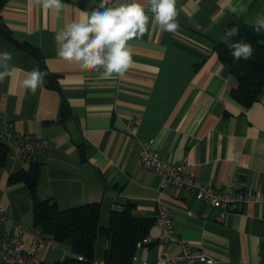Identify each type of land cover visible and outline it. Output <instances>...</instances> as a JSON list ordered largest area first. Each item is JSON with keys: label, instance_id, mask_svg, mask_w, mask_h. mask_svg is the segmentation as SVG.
Returning a JSON list of instances; mask_svg holds the SVG:
<instances>
[{"label": "crops", "instance_id": "1", "mask_svg": "<svg viewBox=\"0 0 264 264\" xmlns=\"http://www.w3.org/2000/svg\"><path fill=\"white\" fill-rule=\"evenodd\" d=\"M98 1L62 0L58 15L33 0H7L1 10L14 40L40 53L59 86L58 91L43 84L34 94L19 88L18 79L40 69V61L0 36V51L11 52L9 63L22 70L0 83V131L52 143L35 162L36 198L61 210L99 203L103 228L113 212L128 207L133 218L149 222L152 236L158 234L155 215L161 202L175 234L216 264H264V201L245 203L221 219L193 192L162 188L163 178L143 168L138 156L141 143L150 142L161 159L183 165L205 184L219 187L234 180L240 189L264 194V89L248 108L232 99L237 80L214 51L216 44L228 43L227 25H250L264 13V0H244L249 7L242 16L228 12L226 0H177L175 34L162 31L149 13L144 36L129 41L133 63L123 77L109 79L102 78L103 69L82 71L56 54L55 33L74 20L86 21L85 13ZM138 2L148 11L146 0ZM29 168L9 156L0 163V209L30 230L22 235L26 245L36 228L34 200L24 182H9V177ZM71 245L65 239L38 249L39 264L61 261L71 255ZM110 247L109 235L98 237L93 262L105 264ZM160 249L153 243L134 254L153 261ZM179 251L173 245L170 253Z\"/></svg>", "mask_w": 264, "mask_h": 264}, {"label": "clouds", "instance_id": "2", "mask_svg": "<svg viewBox=\"0 0 264 264\" xmlns=\"http://www.w3.org/2000/svg\"><path fill=\"white\" fill-rule=\"evenodd\" d=\"M44 10H52L57 15L64 8L62 0H33ZM145 5L138 0L109 5V0H100L90 13H85L86 21H72L55 33L56 54L68 63H75L82 71L103 69L102 78L114 75L123 77L133 63L129 41L139 39L147 31L150 15L162 31L175 34L180 25L177 20V0H146ZM228 12L242 16L248 12L244 0H226ZM250 26L257 34L264 33V13H258ZM240 34L239 25H233L225 32V38L233 42L229 48L233 63L249 61L255 49L244 40L236 41ZM12 53L0 51V83L16 77L18 70L9 62ZM46 73L39 68L24 72L18 79V87L35 93L45 83Z\"/></svg>", "mask_w": 264, "mask_h": 264}, {"label": "trees", "instance_id": "3", "mask_svg": "<svg viewBox=\"0 0 264 264\" xmlns=\"http://www.w3.org/2000/svg\"><path fill=\"white\" fill-rule=\"evenodd\" d=\"M7 0H0V36L13 42L40 61V70L46 73L45 85L59 91L56 77L49 73L43 64L40 53L26 44L18 43L12 37L5 25L1 10ZM75 1L77 0H69ZM96 3V6H98ZM109 5L112 1L109 0ZM233 25H239L240 34L236 41L244 40L252 44L255 49L254 56L249 61L233 63L229 52L231 44L235 41L228 39V43H218L214 47L218 59L227 65L230 72L237 80V85L231 90V97L243 107L248 108L256 102L264 89V33L257 34L250 25L233 22L227 25V29ZM62 116L66 113L65 101L61 108ZM7 157V147L0 140V163ZM38 163L31 164L28 171H19L10 175L9 182H24L33 196L34 225L40 229L46 237L57 242L69 239L72 242L71 255L51 264H93L95 244L101 235H109L111 247L107 253L105 264H130L136 249V242L147 235L149 222L135 219L131 216L128 207L119 212H113L107 228L99 224L100 204L89 203L82 206L61 210L56 203L49 200L40 201L35 196L38 176ZM77 256H81L79 260Z\"/></svg>", "mask_w": 264, "mask_h": 264}, {"label": "built area", "instance_id": "4", "mask_svg": "<svg viewBox=\"0 0 264 264\" xmlns=\"http://www.w3.org/2000/svg\"><path fill=\"white\" fill-rule=\"evenodd\" d=\"M134 123L138 124L139 118ZM0 140L7 147V156L21 159L29 166L52 148L50 140L35 138L29 134L8 135L0 131ZM138 156L143 168L151 169L163 178L162 188L172 186L193 192L197 200L217 209L221 219L228 213L237 211L245 203L258 204L264 201L262 192L252 188L240 189L234 180L219 187L203 183L183 165L171 164L161 159L151 148L150 142L141 143ZM155 224L158 229L157 236H144L136 242V249L158 243L161 247L158 257L153 261H146L139 260L133 254L130 264H216L213 258L193 248L175 234L168 210L161 202L157 204ZM29 232L27 227L14 221L0 209V264H39L37 250L55 246L56 241L44 236L37 227L31 233L32 243L26 245L22 235ZM173 245L180 249L176 255L170 253ZM77 258L82 260L81 256ZM93 264L102 263L94 261Z\"/></svg>", "mask_w": 264, "mask_h": 264}]
</instances>
